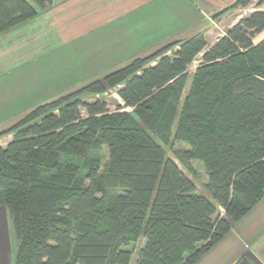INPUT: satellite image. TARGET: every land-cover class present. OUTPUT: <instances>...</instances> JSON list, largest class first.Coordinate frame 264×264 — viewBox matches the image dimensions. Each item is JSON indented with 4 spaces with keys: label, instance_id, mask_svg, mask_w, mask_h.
<instances>
[{
    "label": "trees",
    "instance_id": "trees-1",
    "mask_svg": "<svg viewBox=\"0 0 264 264\" xmlns=\"http://www.w3.org/2000/svg\"><path fill=\"white\" fill-rule=\"evenodd\" d=\"M53 2L0 0V36ZM252 5L211 47L203 34L166 45L0 133L13 134L0 146V204L18 240L15 264H131L126 247L139 238L135 264H195L262 202L264 39H255L264 0L232 8ZM115 88V113L106 101H82ZM177 142L189 146L175 151L182 164L194 175L193 163L205 169L208 196L167 157L164 146Z\"/></svg>",
    "mask_w": 264,
    "mask_h": 264
},
{
    "label": "rangeland",
    "instance_id": "rangeland-1",
    "mask_svg": "<svg viewBox=\"0 0 264 264\" xmlns=\"http://www.w3.org/2000/svg\"><path fill=\"white\" fill-rule=\"evenodd\" d=\"M213 1L188 0L192 7L196 8L198 17L203 18L204 15L209 18V21L204 24L203 32V35L207 34L205 38L209 46L223 37L241 18L255 11V5L246 9H233L237 0H219L214 4ZM183 2L184 0H157L151 9L145 6L137 14L130 13L128 16L110 21L109 26H105L101 31L94 30L96 33L91 38L86 36L83 45L78 46L73 43L59 48L56 45L57 49L54 46H49L45 47L44 52L41 50L31 55L28 53V56L22 55V60L14 61L13 55H8V58L3 61L0 59V66H7L10 63L16 66L15 63H20L18 69L14 67V70L10 71V67H8L4 71L0 70V133L14 126L41 104L58 100L92 84H104V79L108 75L128 66L134 60L149 57L162 47L173 44L176 40L185 41L189 37L192 38L197 34L199 25L176 30L177 25L180 26L187 16L190 18L187 24H194L193 16L188 12ZM52 14V6H50L46 10L40 11L38 17L45 18ZM198 20L200 18H196L195 21ZM168 35L172 36L171 41L160 46L159 41L162 42L169 38ZM61 37L69 38V36ZM263 39L264 32L256 37L255 42L259 43ZM17 44V42H7L10 51L27 48ZM176 49L178 48H174L173 51ZM137 51H139V55H137ZM172 53L171 51L168 55L172 56ZM200 62L201 56L188 69L189 80L186 93ZM3 66L0 68L2 69ZM6 72L9 73L6 75ZM117 93V88L109 89L103 94L85 95L82 101L89 103L97 100L106 101L109 111L115 113L120 107H123V102ZM123 111L131 112L132 110L124 109ZM82 113L86 116L85 111ZM12 140L13 134L3 137L0 139V146L6 147ZM164 148L167 157L175 160L186 174L195 179L198 192L208 196L206 190L208 177L202 164L193 165L192 169L196 173L194 175L188 167L179 161L175 153L177 150L183 152L189 146L177 142L173 148L169 146H164ZM96 155L100 158L101 171L103 172L109 160L107 148ZM220 213L222 217H225L224 209H220ZM144 244L145 240L139 238L126 247L133 253L131 264H135L137 255Z\"/></svg>",
    "mask_w": 264,
    "mask_h": 264
},
{
    "label": "crops",
    "instance_id": "crops-1",
    "mask_svg": "<svg viewBox=\"0 0 264 264\" xmlns=\"http://www.w3.org/2000/svg\"><path fill=\"white\" fill-rule=\"evenodd\" d=\"M216 1L219 0L213 1V4ZM156 2L157 0H54L52 17L41 18L39 16L25 25L0 36V48L2 47L0 49V59L3 61L8 58V55H13L14 61L22 60V55L28 56V53L31 55L41 50L44 52L45 47L49 46L56 48V45H58L57 48H59L73 43L78 46L83 45L86 36L91 38L96 33L94 30L101 31L105 26H109L110 21L128 16L130 13L137 14L145 6L151 9ZM183 4L193 16L194 21L192 22L194 24H187L190 18L188 16L183 17L182 24L177 25L176 30L179 31L184 27L189 28V26L199 25L197 34L192 37L203 34L204 24L209 21V18L204 15L203 18L198 17L196 8L192 7L188 0H184ZM196 18H200V20L195 21ZM85 28L86 30H84ZM82 30L84 31L81 33ZM204 35L206 37L207 34ZM61 36H69V38L65 39ZM167 37L169 38L162 42L159 41L160 46L168 43L167 41H171L172 36L168 35ZM8 41L17 42L20 46H26L27 48L10 51V47L7 45ZM178 41L183 40L174 42ZM28 45L31 46L28 47ZM211 46L208 45V47ZM137 55H139V51H137ZM15 64L16 66L11 63L7 66L1 65L3 67L0 70L4 71L8 67H10V71L11 69L14 70V67L18 69L20 63ZM8 73L6 72V75ZM196 164L199 163H193V165ZM17 250L18 240L12 218L8 210L0 204V264H15ZM195 264H264V199L243 220L233 224L231 231Z\"/></svg>",
    "mask_w": 264,
    "mask_h": 264
}]
</instances>
